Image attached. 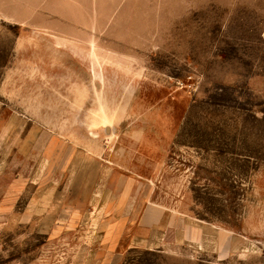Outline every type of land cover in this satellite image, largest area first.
<instances>
[{"label": "rangeland", "instance_id": "rangeland-1", "mask_svg": "<svg viewBox=\"0 0 264 264\" xmlns=\"http://www.w3.org/2000/svg\"><path fill=\"white\" fill-rule=\"evenodd\" d=\"M0 264H264V0H0Z\"/></svg>", "mask_w": 264, "mask_h": 264}]
</instances>
